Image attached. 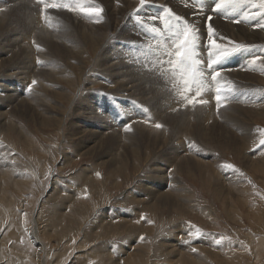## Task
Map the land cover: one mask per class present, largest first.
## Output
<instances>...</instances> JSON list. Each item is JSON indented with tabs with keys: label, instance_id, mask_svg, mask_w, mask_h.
<instances>
[{
	"label": "rangeland",
	"instance_id": "rangeland-1",
	"mask_svg": "<svg viewBox=\"0 0 264 264\" xmlns=\"http://www.w3.org/2000/svg\"><path fill=\"white\" fill-rule=\"evenodd\" d=\"M255 2L259 5L261 0ZM38 4L32 6L36 10L40 6L48 14ZM211 7L206 12H211ZM257 8L264 23V8ZM61 9L55 16L65 18ZM221 10L223 15H235L233 7L226 5ZM204 11L199 13L204 16ZM14 17L19 24L20 19ZM0 36L5 41L2 47L0 44V59L4 60L8 58L3 55L9 44L23 35L14 27ZM241 43L245 41L238 44ZM261 45H247L250 51H244V59L229 66L243 72L232 69L238 77L248 74L249 66L264 61L263 55L258 59L256 55ZM19 55L22 59L23 53ZM66 59L58 58L59 69L64 65L65 73L46 74L45 84L41 77L36 78L38 88H43L47 96L33 94L29 104L22 102L21 109L7 107L8 100L0 99V264H264V144L260 143L264 140V101L258 117L241 113L239 107L249 104L245 110L254 109L264 99V76L253 80L257 85L253 87L261 90L252 91L257 97L248 99L245 93L241 101L237 100L240 103L232 108L233 116L229 114L231 121L225 122L224 116L214 117L205 126L204 118H195L194 123L206 128L210 140L203 138L199 142L192 133L179 136L180 147L197 150L192 166L186 168L191 169L189 173H177L176 166L169 164V172L175 177L168 178L162 169H154L156 175L151 181L144 178L148 169L163 166L167 159L157 155L177 153L146 144L144 140L152 134L149 130L134 133L130 141L131 134H127L120 143L118 137L100 135L94 117L87 114L86 104L105 94L107 103L113 105L111 96H120L101 89L100 82L88 85L83 80L91 76L90 72L68 67L71 59ZM254 59L257 62L253 64ZM49 62L56 65L55 55L49 57ZM15 64L16 61L11 63ZM7 73L13 74V70ZM0 75L4 79L2 69ZM107 80L105 75L99 78ZM18 81L10 85L15 83L21 88ZM29 84L24 91L35 85L32 81ZM242 87L235 82L232 91L237 93ZM219 94L220 105H224V93ZM127 98L130 97L119 102L124 113ZM83 116L91 122L86 124L87 131L90 127L95 133L93 138L87 139L91 134L82 137L89 141L88 146H84L81 134L75 133ZM107 121L112 123L110 117ZM252 143L257 144L250 148ZM248 152L257 154L250 159L252 162L245 159ZM196 163L201 166H194ZM152 183L162 189L158 195L178 184L184 190L164 196L135 193V187L150 188ZM166 197L167 203H155L157 198Z\"/></svg>",
	"mask_w": 264,
	"mask_h": 264
},
{
	"label": "bare ground",
	"instance_id": "bare-ground-1",
	"mask_svg": "<svg viewBox=\"0 0 264 264\" xmlns=\"http://www.w3.org/2000/svg\"><path fill=\"white\" fill-rule=\"evenodd\" d=\"M51 2L54 1L45 0V3ZM217 2L218 0H201L198 4L200 7H198V10H195L189 5L191 3L190 0H145L143 5H141L140 0H92V4L79 2V0H75V2L74 0H65L63 3L69 4L74 10L68 11L62 8L60 12L64 11L65 18H61L55 16L56 13H58L57 9L49 8L45 10V13L50 15L44 14V10L42 11V8H39L40 6H38L36 10V7L32 5L39 3L38 5L44 7V4H41L39 0H0V30L3 25H6L3 30L0 31V34L6 33L8 30L15 27V29L18 28L21 35H23L17 38L16 42L9 44L10 49L8 47L6 53L3 55H7L8 58L4 60L0 59V69H2V73L4 72V76H2L4 79H2L0 75V99L3 101L8 100L7 107L21 109L24 108V103L29 104L31 102L29 99L33 94L47 96L43 88H38L37 82L34 87L32 86L29 90L27 89L24 91V87H26L29 82L36 81V78L40 77L45 84L46 74L52 73L56 75L59 72L65 73L63 70L64 65L59 69L58 58L65 57L71 59V61L68 62V67H75L80 71L86 69L87 74L90 72L89 74H91V76L88 75L83 80L88 85L89 83L95 85L94 83L100 82L99 87L101 89L112 93L114 92V94L120 96L117 97L118 99L130 97L140 101L143 105L140 104L142 108L138 110L127 104L126 113H124L125 110H122V114L124 115H121L112 107L111 103H106L104 98L101 97L95 101V96L90 104H86V107L87 114L94 117V126L97 128V132L100 135L111 138L118 137V143H120L127 134H131L128 138L130 141L134 138V133L149 130L152 134L149 136V140H144L146 144L155 149H160L162 147L170 148V151H174L177 154H180L177 150L182 151L180 155L172 153H161L157 155L161 159H167L163 161V166H151L144 178H149L152 181L153 176L156 175L153 171L154 169H162V173L168 178L175 177L171 175V171L169 172V164L176 166L177 173H189L191 169L186 168L190 167V165L192 166L194 162L193 158L197 156V153L194 152H197V150L194 148L190 151V148L180 147V143L178 142L179 136H182L181 134H185L186 136L187 133L191 135L192 133L199 142L203 138L210 140V135L205 131L206 128L194 123L195 118H204L203 124H205V126L210 120L213 121L214 117L219 119V117L224 116L226 117L225 122H229L228 120L231 121L229 114L233 116L232 108L240 103L237 100L241 101V97L245 93L249 94L248 99L257 97V93H253L252 91H261L259 88L255 89L253 87V85H255L253 80L258 76H264V67H262L264 66V61H256L257 63H255V66L253 65L247 68L248 74L244 73L238 77L235 71L232 70L235 68L229 66H236L238 63L237 60L244 59L245 55L244 51L240 52L238 56L235 54L232 59L216 66L221 72V75L217 77L216 80L210 82V84L214 86V90L210 94L209 75H212V73L201 63L200 72L203 77H206L207 73L208 78L204 79L202 83L199 84L201 93L199 98H209L216 94L217 88H220L221 92L224 93V105L217 107L218 105L216 106V100L214 99L211 104H193L192 106L188 105L185 109L181 108L180 104H182L186 93L180 89L178 84L171 78H166L164 72V64L171 50L167 48V43L164 46H158L157 43L154 42L157 40L153 35L152 29L153 27H160L159 21L163 16L160 8L155 7V5L168 6L171 12L182 15L189 25L194 24L196 28H198L199 40L197 43L199 47L197 49V59L201 60L202 54H205V51L207 52L205 47V34H207L206 26L204 25L205 16L211 14V12L206 11ZM23 3H26V5ZM194 6L196 5L194 4ZM227 6L234 8L233 12L235 15L230 14V17L227 14L223 15L222 10L218 13L212 12V27L215 29L217 37L223 38L217 39V42L227 47L230 45L229 41L236 43L245 41V44L241 43V45H248L250 47L260 42L262 45L259 49L256 48L258 49L256 55L257 57L259 55L264 56V23L259 19V10L255 0H245L244 3L236 5L227 4ZM80 9H102L103 11L101 15L96 16L94 13L82 12ZM202 11L205 12V15L197 16L198 13ZM27 14L33 16H28ZM12 15L20 19L19 24L15 23L18 21H16V18ZM145 25L151 34L142 30ZM51 30L55 33L50 34ZM2 39L3 38L0 36V44L2 43L1 47L5 44V41L3 42ZM247 41L249 42L248 44ZM19 52L23 53L22 59V55H19ZM34 53L37 54V58H31L35 55ZM52 55H55V59H57L56 65L49 62V57H53ZM13 61H16L15 65H11ZM72 62H77L78 64L73 65ZM18 64L20 65L18 66ZM134 66L135 68L138 66H150L153 73L156 72L159 75V80L156 77L147 76L150 74L144 72L141 73L136 71L138 72V74H136V72H134ZM240 66L239 64V67ZM8 70H13V74L7 73ZM235 70H238L240 73L242 72L239 69ZM99 73L103 74L102 76H107L108 80L99 81V78L102 79ZM29 78L31 80H29ZM17 80H19V84L21 83V88L15 85V83L10 85L12 81ZM235 82L244 86L239 89L237 93L232 91L234 90L233 86ZM220 83L222 87L219 86ZM29 86L30 84L28 87ZM198 91L199 89L195 87L194 90L190 92V95H196ZM23 101L24 103H22ZM263 101L264 99H262L254 109L249 107L245 110L249 104L241 105L239 106L241 108L240 112H250L249 115L254 116H256V114H262L263 108H261V104H263ZM7 107L2 108L6 110ZM144 107H148L149 109L143 110ZM214 110H218L219 112H214ZM129 112L133 115H129ZM40 114L44 115L42 112ZM108 117L112 119V123L107 121ZM81 118H83L80 120L82 122L81 126L84 127L80 128V126L75 133L81 134V139L88 134H91V136L87 139L93 138L95 136L93 128L89 127V131H87L86 126V124L90 125L91 122L87 121L86 116ZM155 123L160 124L162 127L156 128ZM148 125L151 127L154 126V128H148ZM238 131L242 134L241 130ZM242 135H240V137ZM244 137L245 136H242V138ZM190 138L192 139L191 136ZM238 139L240 138L238 137ZM173 141L175 142L173 143ZM82 142L84 146H88L89 141L82 139ZM253 143L250 148L257 144ZM175 145H177V148H175ZM254 155L257 156V154ZM254 155L253 152H248L245 155V159L251 161L250 159H253ZM210 156H212V154ZM122 162L124 163L125 161ZM151 162H155V160ZM249 163L250 162H248V164ZM211 165H213V163ZM249 165H251V163ZM194 166L201 165L196 163ZM194 169L195 168L192 170ZM195 170H201V168ZM228 175L230 174L228 173ZM167 182L170 181L167 180ZM161 190L162 189L156 187L154 183L151 184L150 188L135 187L134 189V191H136L135 193L138 191L141 195L154 194L155 196L170 195L175 192L178 193V191H183L184 189L182 185L178 184L174 189L162 195H158V191ZM166 199L167 197L157 198L155 203H167ZM169 206L172 207L173 205ZM33 235L34 234H32V237Z\"/></svg>",
	"mask_w": 264,
	"mask_h": 264
},
{
	"label": "snow or ice",
	"instance_id": "snow-or-ice-1",
	"mask_svg": "<svg viewBox=\"0 0 264 264\" xmlns=\"http://www.w3.org/2000/svg\"><path fill=\"white\" fill-rule=\"evenodd\" d=\"M141 5L144 4L145 0H140ZM245 0H218L217 3H215L212 11L214 12H220L222 8H224L227 4H240L244 3ZM260 8H264V0H261L260 4L257 5ZM49 8H64L68 11H73L74 9L66 3H56V2H51V3H45L44 4V9H49ZM82 12L86 13H94L96 16L101 15L102 9H80ZM168 14L170 16H173L171 13V10H167ZM174 19L178 22L182 21V17L180 16H174ZM212 16L209 15L207 16V35H206V55H207V68L211 71L212 73V79L216 80L217 77L221 75V72L217 69V65L221 64L223 60L226 58H229L237 53L243 52V51H250V48L246 45H241L235 42L229 41V44H231V47H227L222 43H218L217 39H223L222 37H217L215 29L212 27ZM238 22V21H237ZM177 31L175 33L177 39L175 41V60H169V63L173 65V67H179L181 73H187L189 76H191L193 79L191 81L189 80H184V84L186 85L185 90L190 91V84L192 82H195L199 84V77L202 76V73H198L196 71V66L200 65L203 63L202 60L196 59L195 57L197 56V49H198V43L197 41L199 40V30L196 28L194 24L189 25L186 21L183 22L181 25L180 23H177L175 25ZM153 32H158V29H152ZM171 55V53H169ZM258 59V57H257ZM256 61L255 59L252 61L254 64ZM36 81H33V84H35ZM221 91L220 88L216 89V95L214 99L217 102V105L219 107L222 97L219 94ZM201 95L200 91L196 93V97H199ZM184 99L187 101L188 104H207V100L203 99H197V98H189L187 96L184 97ZM157 128L162 127L160 124L155 125ZM130 130V129H126ZM261 144H264V140L260 141ZM226 167L232 168V165H227ZM217 244L220 243V240L216 241Z\"/></svg>",
	"mask_w": 264,
	"mask_h": 264
},
{
	"label": "crops",
	"instance_id": "crops-1",
	"mask_svg": "<svg viewBox=\"0 0 264 264\" xmlns=\"http://www.w3.org/2000/svg\"><path fill=\"white\" fill-rule=\"evenodd\" d=\"M208 232H211V231H208Z\"/></svg>",
	"mask_w": 264,
	"mask_h": 264
}]
</instances>
